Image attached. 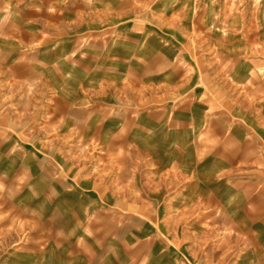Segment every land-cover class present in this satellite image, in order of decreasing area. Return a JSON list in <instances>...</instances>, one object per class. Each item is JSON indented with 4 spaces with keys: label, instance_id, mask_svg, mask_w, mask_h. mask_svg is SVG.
Returning <instances> with one entry per match:
<instances>
[{
    "label": "crops",
    "instance_id": "crops-1",
    "mask_svg": "<svg viewBox=\"0 0 264 264\" xmlns=\"http://www.w3.org/2000/svg\"><path fill=\"white\" fill-rule=\"evenodd\" d=\"M1 2L18 20L0 23V194L27 231L13 264H143L128 195L184 226L227 212L247 234L232 258L264 264V0Z\"/></svg>",
    "mask_w": 264,
    "mask_h": 264
},
{
    "label": "rangeland",
    "instance_id": "rangeland-1",
    "mask_svg": "<svg viewBox=\"0 0 264 264\" xmlns=\"http://www.w3.org/2000/svg\"><path fill=\"white\" fill-rule=\"evenodd\" d=\"M132 1L134 3L143 1L145 12L151 10L152 0ZM13 6L6 2L0 3V23L2 21L18 22L15 19H1L3 12ZM151 21V18L144 19L145 24L148 25L151 24ZM191 53L193 58L197 59L203 52L193 49ZM114 197L118 199L119 196ZM145 199L143 200L142 196L128 195L129 242L133 243L138 240L137 245H141L140 249L143 251L141 261L143 264H173L172 250H179L183 253L185 246H190L193 255L196 256V260L192 264H239L234 257L232 258L233 236L236 237V240L237 236L239 237L240 248H242L245 243L247 244V234L242 232L238 234L233 227L229 226L227 212L211 213L209 211L207 219L201 220L199 211H192L191 225L184 226L183 220H180L179 212H158L143 209L141 204L146 201ZM9 204V196L0 194V264H13V259L9 258V251L14 246H20L27 234L22 221H19L16 216L14 217ZM112 208L116 209L117 207L114 204ZM259 213L264 218V210ZM160 215L161 218L158 217ZM113 218V220L118 219L115 218V210H113ZM115 230V234L118 235V226ZM14 238L17 239L16 243L10 241ZM203 253L208 254V257H203ZM32 259L34 258H27L26 261L33 262ZM20 261L19 263L22 264L24 260L20 259Z\"/></svg>",
    "mask_w": 264,
    "mask_h": 264
}]
</instances>
